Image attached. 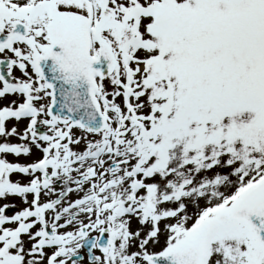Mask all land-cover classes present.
Segmentation results:
<instances>
[{
  "label": "snow or ice",
  "instance_id": "6c2138e0",
  "mask_svg": "<svg viewBox=\"0 0 264 264\" xmlns=\"http://www.w3.org/2000/svg\"><path fill=\"white\" fill-rule=\"evenodd\" d=\"M0 264H264V0H0Z\"/></svg>",
  "mask_w": 264,
  "mask_h": 264
}]
</instances>
